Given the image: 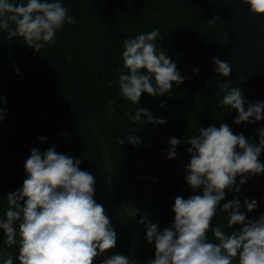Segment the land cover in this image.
Masks as SVG:
<instances>
[{"label": "trees", "instance_id": "1", "mask_svg": "<svg viewBox=\"0 0 264 264\" xmlns=\"http://www.w3.org/2000/svg\"><path fill=\"white\" fill-rule=\"evenodd\" d=\"M60 2L75 22L65 23L54 43L38 53L23 38L9 40L0 31V108L5 110L0 121V219L6 218V196L21 189L27 178L24 164L31 150L43 154L55 148L80 159L79 168L93 175V198L104 206L117 233L116 247L94 264L117 253L136 264H149L155 248L147 242L140 220L146 216V223L162 231L174 223L177 196L202 195V188L193 190L185 179L189 139L198 136L200 128L227 124L233 134L259 143L264 119L234 123L238 113L221 106L219 85L230 80L232 87H239L245 110L250 103L264 102V16L253 14L243 0ZM152 30L159 31L154 41L158 49L185 79L163 96L142 93L139 104H133L119 88V76L126 72L123 41ZM214 57L230 64L229 77L215 72ZM138 108L165 123L136 121ZM131 133L140 144L119 145L118 138ZM173 137L181 143L175 158L169 159ZM258 159L264 164V150ZM239 181L237 177L236 185ZM236 185L225 189L211 222L226 234L242 225L227 227L228 214L220 210L224 203L239 199L246 220L264 215V173L250 175L239 192ZM245 199L257 202L252 212L243 207ZM5 239L0 229V264L9 254L13 264H19L18 243L9 247ZM208 240L218 243L211 229Z\"/></svg>", "mask_w": 264, "mask_h": 264}, {"label": "clouds", "instance_id": "2", "mask_svg": "<svg viewBox=\"0 0 264 264\" xmlns=\"http://www.w3.org/2000/svg\"><path fill=\"white\" fill-rule=\"evenodd\" d=\"M243 2L253 14L264 16V0ZM67 13L60 0H0V31L9 40L23 38L27 47L38 53L46 44L54 43L65 23L75 22ZM158 35V30H152L123 41L126 72L119 76V88L133 104H139L142 93L163 96L173 84L180 85L185 79L176 63L154 43ZM213 62L217 74L230 76L232 68L226 60L214 57ZM219 88L223 93L221 106H230L238 113L234 123L264 119V102L250 103L245 110L246 101L239 87H232L229 80ZM4 111L0 108V121ZM134 119L154 125L165 123L140 108ZM133 133L118 138L119 145L127 141L138 146L141 141ZM258 137L259 143L253 144L242 134H233L227 124H221L219 128H200L199 135L189 139L191 147L187 151L191 160L185 179L193 190L202 188V195L188 199L177 196L174 223L162 231L157 224L146 223V216L140 220L146 227L147 242L155 248V258L149 264H233L237 258L238 264H264V215L246 220L241 202L234 198L220 210L228 214L227 227L239 224L240 230L226 234L219 226L212 228L211 223L225 198V189H232L237 177L240 181L235 191L239 192L250 175L264 173V164L258 159L264 150V129L259 130ZM180 143L177 138L170 139L169 159L175 158ZM80 163V159L57 153L55 148H48L43 154L38 148L31 150L24 164L27 178L21 189L6 196V218L0 219L4 242L9 247L19 245V264H94L98 256L116 247L117 233L104 206L93 198L95 179L79 168ZM243 207L252 212L257 202L245 199ZM210 229L218 243L209 242ZM3 264H13L10 254ZM100 264L136 261L117 253L102 259Z\"/></svg>", "mask_w": 264, "mask_h": 264}, {"label": "rangeland", "instance_id": "3", "mask_svg": "<svg viewBox=\"0 0 264 264\" xmlns=\"http://www.w3.org/2000/svg\"><path fill=\"white\" fill-rule=\"evenodd\" d=\"M62 138H63L65 141H68L69 137H68V135H67L66 132H62ZM45 151H46V150H45ZM45 151H44V152H45Z\"/></svg>", "mask_w": 264, "mask_h": 264}]
</instances>
